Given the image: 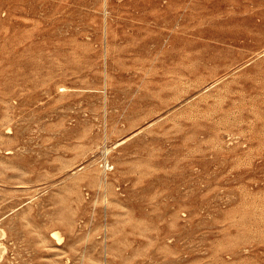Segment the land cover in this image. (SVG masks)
Returning a JSON list of instances; mask_svg holds the SVG:
<instances>
[{
  "label": "rangeland",
  "instance_id": "rangeland-1",
  "mask_svg": "<svg viewBox=\"0 0 264 264\" xmlns=\"http://www.w3.org/2000/svg\"><path fill=\"white\" fill-rule=\"evenodd\" d=\"M1 228V264H264V0H0Z\"/></svg>",
  "mask_w": 264,
  "mask_h": 264
},
{
  "label": "bare ground",
  "instance_id": "bare-ground-1",
  "mask_svg": "<svg viewBox=\"0 0 264 264\" xmlns=\"http://www.w3.org/2000/svg\"><path fill=\"white\" fill-rule=\"evenodd\" d=\"M105 164V163H104ZM109 167V166H108ZM107 168V167H106ZM110 168V167H109ZM106 170V169H105ZM53 235H54V237L55 238H57V240H59V242H60V238H61V236L58 234V232H55V233H53ZM6 235H5V232H4V230H2V228L0 229V264H1V262H2V260L3 259H5L4 258V255H5V253H6V251H8L7 249L8 248H6V246L3 244V242H2V240L4 239V237H5ZM6 257V256H5Z\"/></svg>",
  "mask_w": 264,
  "mask_h": 264
}]
</instances>
